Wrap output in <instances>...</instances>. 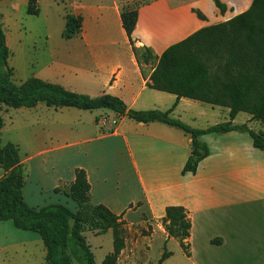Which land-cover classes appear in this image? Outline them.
Listing matches in <instances>:
<instances>
[{"label": "crops", "instance_id": "obj_1", "mask_svg": "<svg viewBox=\"0 0 264 264\" xmlns=\"http://www.w3.org/2000/svg\"><path fill=\"white\" fill-rule=\"evenodd\" d=\"M253 1L220 0L226 6L222 12L215 0H36L38 14L30 15L29 0H20L13 11L25 8L28 18L41 17L45 5L50 8L46 20L59 22L56 31L67 42L48 48L51 68L33 77L91 97L110 94L136 111L166 112L176 104L173 119L194 129H208L230 121V109L152 89L150 76L170 46L202 28L232 20ZM125 6H139L133 39L137 48L152 51L154 59L148 64L138 63L123 27L121 9ZM68 16L82 18L81 31L69 40L63 37ZM1 17L4 19L2 13ZM48 32L50 37V27ZM91 114L85 117L68 108L48 109L32 124L36 146L22 162H31L30 179L36 194L54 193L58 201L68 198L55 189L73 183L76 169H84L92 203L105 205L116 215L124 214L130 230L146 229L143 241L150 240L149 245L155 236L165 248L177 240L169 238L164 227L168 207L188 211L189 255L183 250V258L174 264H264V151L254 147L249 133L201 136L199 141L207 144L210 155L200 162L196 173H184L194 146L191 135L161 122L140 123L117 113L103 118ZM76 117L81 120H73ZM199 119L203 122L198 123ZM233 124L264 133V122L252 120L245 112L237 114ZM3 175L0 170V178ZM77 210L78 205L72 211ZM8 222H0V226H5L12 240L1 243L0 251L18 247L24 255L31 254L33 245L40 244L35 233L18 230ZM109 234L113 236L112 230L100 236ZM174 256L172 252L163 264Z\"/></svg>", "mask_w": 264, "mask_h": 264}, {"label": "trees", "instance_id": "obj_2", "mask_svg": "<svg viewBox=\"0 0 264 264\" xmlns=\"http://www.w3.org/2000/svg\"><path fill=\"white\" fill-rule=\"evenodd\" d=\"M215 3L222 12L226 6ZM139 6L122 7L123 27L130 39L138 63L148 64L154 55L149 48H137L133 33L138 22ZM198 17L206 20L200 12ZM28 13L37 15L36 0H29ZM82 18L68 16L63 37L72 39L81 31ZM10 50L0 18V107L35 108L44 103L48 107L75 108L83 111L107 109L119 116L140 123L161 122L181 129L193 138L192 151L184 173H196L202 160L210 155L207 144L199 141L203 135L247 132L254 147L264 151V133L247 125H234L240 112L248 113L252 120L264 122V0H254L251 7L232 20L208 26L193 33L183 41L170 46L160 57L150 76L152 89L174 94L178 99L188 98L214 106L230 109V121L208 129H194L180 120L173 119L169 111H136L124 101L110 94L91 97L66 89L60 84L31 77L21 84L13 81L14 71L8 67ZM4 119L0 114V222L11 221L18 230L37 234L46 248V264H96L84 232L98 235L113 232V252L102 264H117L126 248L127 225L123 215H116L105 205L91 201V185L84 169H76L75 181L62 183L55 189L78 205L77 212L62 204H52L39 209L30 206L24 197L26 164L22 162L19 148L13 143L2 145L1 133ZM169 238H175L188 252L191 222L184 207L166 209L163 219ZM218 242L217 240L213 241ZM171 252L165 251L157 264H163Z\"/></svg>", "mask_w": 264, "mask_h": 264}, {"label": "rangeland", "instance_id": "obj_3", "mask_svg": "<svg viewBox=\"0 0 264 264\" xmlns=\"http://www.w3.org/2000/svg\"><path fill=\"white\" fill-rule=\"evenodd\" d=\"M19 1L20 0H0V14L2 13L4 15V19L1 17V22L6 33L7 44L10 50L8 67L13 69V81L17 84H21L42 70H49L48 68H51V65L48 63L50 60L48 48L53 45H65L67 43L61 37V33L56 31L59 22H50L46 20V14L50 11V8L43 5V14L41 17L28 18L25 8H22L19 12L13 11L14 5ZM23 27L32 28L33 31L25 32ZM47 27H50L52 30L50 37H48L49 32L47 33ZM197 108V110H200V106H197ZM48 109H50V111H56L55 108H50L44 103L39 104V106L35 108L19 109L2 105L0 107V114L5 123L1 133L2 145L13 143L19 148L21 160L29 157L34 152L33 150L36 146L34 143V127L32 124L40 117L45 116V111H48ZM68 109L76 113H85V117H90L92 115L91 113H94L98 117L102 116V118L103 116L105 117V115L110 117L116 115L114 111L107 109L83 112L75 108ZM245 115L247 114H242L243 117H245ZM183 116L185 120H189L185 115ZM73 120H81V117H76ZM200 122H203V119H199L198 123ZM24 164H26V185L28 187L25 194L27 198L26 202L30 206L44 207L52 204H62L67 206L71 211H75L77 204L69 198H62V201H58L54 193L50 194L46 192L41 196L36 194L35 184L31 183L30 179L31 162L26 161ZM8 223L14 227L13 223ZM4 227L5 226H0V245H2L1 243H5V240H12L11 235ZM147 233L146 229L135 231V229L130 230L127 228L125 253L122 254L123 251L121 252V262L119 263L118 259L117 264H128L129 258L134 256L135 261L132 262V264L158 263L162 257V252L165 251V247L159 236H155L150 245L148 244L150 240L146 239L147 242H144L143 237L147 236ZM33 235L40 240V244L39 246L33 245L32 249H30L31 254L24 255L22 248L10 247L0 251V264H46L44 244L37 234ZM84 236L91 246L96 264H102L106 255L112 253V234L100 236L95 231L87 230L84 232ZM179 243V241L174 240L167 245V251L175 254L174 258H172L168 264H174L175 261H179L183 258L184 249Z\"/></svg>", "mask_w": 264, "mask_h": 264}, {"label": "water", "instance_id": "obj_4", "mask_svg": "<svg viewBox=\"0 0 264 264\" xmlns=\"http://www.w3.org/2000/svg\"><path fill=\"white\" fill-rule=\"evenodd\" d=\"M194 149H195V147L193 146V147H192V150H194Z\"/></svg>", "mask_w": 264, "mask_h": 264}]
</instances>
